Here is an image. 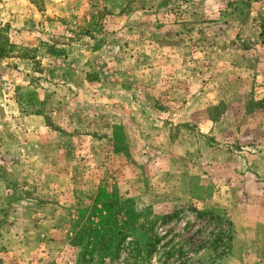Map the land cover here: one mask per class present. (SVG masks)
<instances>
[{
	"label": "rangeland",
	"instance_id": "rangeland-1",
	"mask_svg": "<svg viewBox=\"0 0 264 264\" xmlns=\"http://www.w3.org/2000/svg\"><path fill=\"white\" fill-rule=\"evenodd\" d=\"M0 29V264H264V0H0Z\"/></svg>",
	"mask_w": 264,
	"mask_h": 264
},
{
	"label": "crops",
	"instance_id": "crops-1",
	"mask_svg": "<svg viewBox=\"0 0 264 264\" xmlns=\"http://www.w3.org/2000/svg\"><path fill=\"white\" fill-rule=\"evenodd\" d=\"M262 155H263V154L260 153V154L257 155L256 157L259 158V161H260L262 164H264V156H262ZM251 169H253V171L256 172L257 174H259L258 177H257V178H259V184H263V186H264V169L262 168V169L258 170L256 167H251ZM257 178H256V179H257ZM256 181H257V180H256ZM256 184H258V183L256 182Z\"/></svg>",
	"mask_w": 264,
	"mask_h": 264
},
{
	"label": "trees",
	"instance_id": "trees-1",
	"mask_svg": "<svg viewBox=\"0 0 264 264\" xmlns=\"http://www.w3.org/2000/svg\"><path fill=\"white\" fill-rule=\"evenodd\" d=\"M0 31H1V29H0ZM9 46L12 47V45H10V44H9ZM1 49H3V48H0V51H1ZM228 223L230 226L228 227V231H226V234L228 235L229 240H232V238H233V235L231 233V232H233L232 227H231L232 224L230 221Z\"/></svg>",
	"mask_w": 264,
	"mask_h": 264
}]
</instances>
